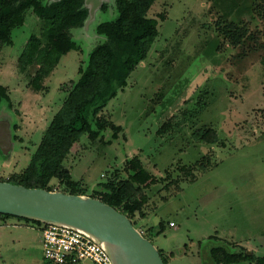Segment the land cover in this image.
Masks as SVG:
<instances>
[{"label": "rangeland", "instance_id": "rangeland-1", "mask_svg": "<svg viewBox=\"0 0 264 264\" xmlns=\"http://www.w3.org/2000/svg\"><path fill=\"white\" fill-rule=\"evenodd\" d=\"M86 4L84 25L70 30L79 49L38 88L42 55L19 61L27 38L41 36L38 18L26 11L12 44L0 42V86L11 102L0 108L2 181L24 171L87 53L104 40L96 25L115 17L114 0ZM18 5L9 0L5 10ZM147 16L159 35L99 114L119 126L116 138L110 127L94 140L82 135L63 165L85 188L81 196L97 198L109 183L140 188L148 214L133 226L145 237L165 223L149 239L167 264H209L215 246L264 256V0H155ZM207 130L209 142L197 139ZM135 159L153 176L145 184L131 178ZM50 186L67 189L58 179ZM20 219L0 218V264H43L38 227Z\"/></svg>", "mask_w": 264, "mask_h": 264}, {"label": "trees", "instance_id": "trees-1", "mask_svg": "<svg viewBox=\"0 0 264 264\" xmlns=\"http://www.w3.org/2000/svg\"><path fill=\"white\" fill-rule=\"evenodd\" d=\"M18 1L16 11H6L9 0H0V42L12 44L13 31L23 25L26 11H31L38 18L42 27L41 36L31 34L19 57L20 62H30L38 54L42 55L32 81L33 86L38 88L42 79L57 66L61 56L70 50L79 49L70 30L84 25L89 9L86 0ZM154 1L114 0V19L99 22L95 27V32L103 36L104 40L87 53L83 65L78 69L77 79L71 81L61 107L45 129L24 171L20 176L4 181L52 191L50 182L58 179L67 188L63 190L64 193H85L80 182L71 178L63 160L84 134L94 140L100 132L110 127L114 129L112 137L116 138L119 126L108 122L99 114L108 101L126 87L128 77L147 58L152 43L159 35L157 20L147 16ZM3 106L11 109L10 99L0 86V108ZM209 133V130L196 132L197 139L209 142ZM210 141L213 143L216 138ZM130 169L134 172L131 178L138 184H145L153 178L137 159L130 161ZM105 189L97 198L125 214L133 225L134 220L147 216L145 200L142 202L137 198L140 188H135L132 182L124 181L115 185L109 183L105 185ZM9 217L11 216L0 214V218ZM20 220L25 224L33 223L36 227L41 225L34 220ZM165 226L160 221L156 228L152 227L147 231L148 236L145 238L149 239L152 233L160 235ZM160 255L167 264L161 252ZM208 259L209 264H232L239 261L264 264V256H256L245 248H240L239 252H228L223 246L211 247ZM43 264L54 263L44 260Z\"/></svg>", "mask_w": 264, "mask_h": 264}, {"label": "water", "instance_id": "water-1", "mask_svg": "<svg viewBox=\"0 0 264 264\" xmlns=\"http://www.w3.org/2000/svg\"><path fill=\"white\" fill-rule=\"evenodd\" d=\"M0 214L80 229L105 246L114 264H165L125 214L97 198L0 181Z\"/></svg>", "mask_w": 264, "mask_h": 264}, {"label": "built area", "instance_id": "built-area-1", "mask_svg": "<svg viewBox=\"0 0 264 264\" xmlns=\"http://www.w3.org/2000/svg\"><path fill=\"white\" fill-rule=\"evenodd\" d=\"M40 224L44 259L54 264H114L105 246L84 231L58 223Z\"/></svg>", "mask_w": 264, "mask_h": 264}, {"label": "bare ground", "instance_id": "bare-ground-1", "mask_svg": "<svg viewBox=\"0 0 264 264\" xmlns=\"http://www.w3.org/2000/svg\"><path fill=\"white\" fill-rule=\"evenodd\" d=\"M92 236H94V235H92ZM95 237V236H94ZM97 238V237H96ZM104 244H107L108 246H111V247H113V248H115L116 250H118V251H120V248L118 247V246H116V245H113V244H111V243H109V242H106V241H102ZM127 264V263H126Z\"/></svg>", "mask_w": 264, "mask_h": 264}, {"label": "crops", "instance_id": "crops-1", "mask_svg": "<svg viewBox=\"0 0 264 264\" xmlns=\"http://www.w3.org/2000/svg\"><path fill=\"white\" fill-rule=\"evenodd\" d=\"M146 218H147V217H145L144 219H136V221H137L139 224H141V223L143 224V221L146 220ZM0 226H1V225H0ZM172 228H174V227H172ZM164 231H165V230H164ZM161 234H162V233H161ZM157 236H158V235H157ZM148 240H150V239H148Z\"/></svg>", "mask_w": 264, "mask_h": 264}]
</instances>
